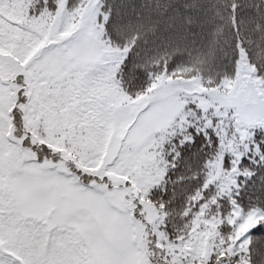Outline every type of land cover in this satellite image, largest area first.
<instances>
[{"label": "snow or ice", "instance_id": "obj_1", "mask_svg": "<svg viewBox=\"0 0 264 264\" xmlns=\"http://www.w3.org/2000/svg\"><path fill=\"white\" fill-rule=\"evenodd\" d=\"M0 264H264V0H0Z\"/></svg>", "mask_w": 264, "mask_h": 264}]
</instances>
